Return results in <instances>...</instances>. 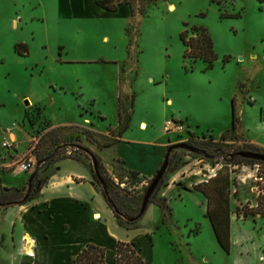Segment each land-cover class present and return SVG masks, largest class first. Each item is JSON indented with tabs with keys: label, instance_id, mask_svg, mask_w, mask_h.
<instances>
[{
	"label": "rangeland",
	"instance_id": "rangeland-1",
	"mask_svg": "<svg viewBox=\"0 0 264 264\" xmlns=\"http://www.w3.org/2000/svg\"><path fill=\"white\" fill-rule=\"evenodd\" d=\"M121 1L132 14L92 0H0V142L3 131L25 128L34 138L32 172L43 180L40 171L52 161L88 157L84 148L92 150L133 209L143 207L158 171L139 182L127 177L120 160L149 171L156 162L162 166L173 147L144 216L134 223L122 213L124 225L116 228L105 212L112 231L139 228L136 247L154 264H264V181L257 179L264 177V163L241 159L242 151L264 153L250 142L264 141V0ZM220 8L242 16L223 18ZM194 26L212 35L213 68L185 56L181 33L193 36ZM234 99L242 121L237 130L231 129ZM120 107L122 124L131 115L122 136ZM169 120L181 128L166 131ZM20 135L24 149L29 140ZM181 169L182 183L167 188ZM26 176L10 175L12 182ZM227 176L230 187L215 193ZM165 197L166 206H159ZM209 202L215 215L219 202L230 214L231 252L207 216ZM21 222L19 206L0 208V264H21Z\"/></svg>",
	"mask_w": 264,
	"mask_h": 264
},
{
	"label": "crops",
	"instance_id": "crops-1",
	"mask_svg": "<svg viewBox=\"0 0 264 264\" xmlns=\"http://www.w3.org/2000/svg\"><path fill=\"white\" fill-rule=\"evenodd\" d=\"M92 2L101 7L97 4V0H92ZM124 7L129 9L132 14L131 6L127 3L121 4L117 11ZM240 125L242 126V124ZM228 129H225L223 133ZM20 133H23L29 140V145L24 149L21 145ZM20 133L17 130L3 131L0 142V183L7 189L30 186L34 174L33 172H27V176L22 180L18 182L11 181L10 175L17 178V175L23 174V172H18L16 167L18 161L32 147L34 139L30 137L31 135L25 128ZM4 139L18 142L17 150L4 147ZM250 142L256 147H264V141L250 139ZM162 162H156L149 171L134 169L128 162L126 165L130 169L140 171L148 179L155 175ZM60 165H63V168H59ZM51 168L54 169L52 173L49 171ZM180 172L182 175L183 169L178 172L177 176L173 177L167 188L176 186L181 182V180H178ZM40 175L47 178V184L43 187L40 196L23 205H12L19 206L22 218V244L19 247L21 264H72V259L89 243L105 247L106 262L115 264L118 242H136L140 248L138 239L141 232L137 231L139 228L126 230L127 233L123 235L112 231L106 215L110 214L115 219L116 228L118 226L121 228V226L117 223L115 213L103 195L101 186L93 173L92 162L88 157L52 161L45 169L40 171ZM83 187L86 188V192L81 189ZM96 199L97 202L99 201V205ZM100 204L105 209L102 210ZM12 225V234H14L17 219L12 221ZM146 234L150 237L149 246L153 247V238L149 232H146ZM13 240L15 241V239ZM13 247L15 250L10 256L12 257V254H14L16 260L17 254L15 251L17 247L15 242H13ZM142 252H144L143 249ZM144 259L146 264H154V262L148 260L145 254ZM5 262L12 264L7 260Z\"/></svg>",
	"mask_w": 264,
	"mask_h": 264
},
{
	"label": "trees",
	"instance_id": "trees-1",
	"mask_svg": "<svg viewBox=\"0 0 264 264\" xmlns=\"http://www.w3.org/2000/svg\"><path fill=\"white\" fill-rule=\"evenodd\" d=\"M212 2H216L218 5H221V0H211ZM123 2L121 0H97V4L109 11H117L119 6ZM222 11V17H241V13L229 14L225 15L223 13V8H220ZM194 35H189V30H186L181 33V39L187 47L186 57L192 58L197 61L202 59L206 64V69L213 68L215 62L218 59V55L215 52L214 41L209 30L204 26H194L193 27ZM233 125L232 130H237L239 124V117L237 115L236 110V102L235 99L233 101ZM123 111L120 107V125L123 122ZM131 121V115H127L125 124H122L121 128V136L125 129L128 128L129 123ZM176 121V120H174ZM177 122V121H176ZM229 130V129H228ZM86 132L91 134L92 131L87 130ZM117 142V141H116ZM86 150L88 158L91 157L93 161V173L101 186L103 195L114 211L115 216L119 225H124L121 217L122 213H125L127 218H133L134 223H138L141 218L144 216L146 211H142V206L136 204L137 207L126 208V204L123 203V196L120 192V185L116 183L114 177H112L108 172L107 168L102 162L100 156L95 154L92 150L88 148H84ZM90 156V157H89ZM71 158V157H65ZM242 161L245 162H255L256 160L241 158ZM124 163L126 172H128L127 177L132 178L133 180L142 182L143 178H145L140 171L130 169L127 167V162L125 159L120 160ZM256 163V162H255ZM257 163H264L259 162ZM39 179V175L36 174L32 184L30 186H26L25 188H15V189H7L0 183V208L8 207L16 204H26L29 201H32L40 196L43 187L47 184V180L39 179V183L36 184ZM218 179V178H216ZM221 186L215 190V193L221 195L226 189L230 187V178L227 176L225 180H222ZM202 184H197L195 188L202 193L205 194L209 199L211 198V194L205 189L202 188ZM157 204L161 207H165L167 204V198H163V200H157ZM223 202H219V209L221 210L219 214L215 215V213L210 208V202L207 207V216L210 218L213 228L215 230L216 236L222 245V247L231 252V218L230 214L226 210V207L223 206ZM129 222H132L129 220ZM138 225V224H137ZM72 264H108L106 262V248L95 243H89L84 249L72 259ZM115 264H146L144 255L139 248L136 247V242H126L120 241L117 244V255L115 258Z\"/></svg>",
	"mask_w": 264,
	"mask_h": 264
},
{
	"label": "water",
	"instance_id": "water-1",
	"mask_svg": "<svg viewBox=\"0 0 264 264\" xmlns=\"http://www.w3.org/2000/svg\"><path fill=\"white\" fill-rule=\"evenodd\" d=\"M184 146L190 148L192 151H194L196 153L203 154V155L205 154V151L203 149L195 148V147L189 146L188 144H185ZM172 149H173V147H171L170 150L168 151V153L166 154V157H165L163 165L158 170L156 176L154 177V179H153V181H152V183L150 185L149 194L144 200L142 211H146L147 210V207L149 205V202H150V199H151L152 195L155 193V191L159 187V185H160L165 173L168 170V167H169V164H170V159L169 158H170V153H171ZM241 155L244 158L253 159V160H256V161H259V162H264V153L263 152L246 150V151H242ZM35 175H36V173L33 174L32 178H31L30 185L32 184V181L34 180Z\"/></svg>",
	"mask_w": 264,
	"mask_h": 264
},
{
	"label": "built area",
	"instance_id": "built-area-1",
	"mask_svg": "<svg viewBox=\"0 0 264 264\" xmlns=\"http://www.w3.org/2000/svg\"><path fill=\"white\" fill-rule=\"evenodd\" d=\"M173 128H181V126H179V124L174 121V120H169L168 124L165 126V130L166 131H172ZM15 144V142H4L3 145L4 147L7 148H12L13 149V145ZM34 148L35 147H31L30 151L25 154L19 161L16 167V170L18 172H32L34 167H35V156H34ZM260 181H264V177H258L257 178ZM264 195V188L262 190H260L259 193H261Z\"/></svg>",
	"mask_w": 264,
	"mask_h": 264
}]
</instances>
